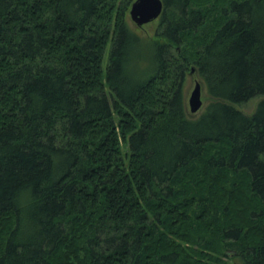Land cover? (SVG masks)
<instances>
[{"label": "trees", "instance_id": "trees-1", "mask_svg": "<svg viewBox=\"0 0 264 264\" xmlns=\"http://www.w3.org/2000/svg\"><path fill=\"white\" fill-rule=\"evenodd\" d=\"M133 1L0 0V264H264V0Z\"/></svg>", "mask_w": 264, "mask_h": 264}, {"label": "rangeland", "instance_id": "rangeland-1", "mask_svg": "<svg viewBox=\"0 0 264 264\" xmlns=\"http://www.w3.org/2000/svg\"><path fill=\"white\" fill-rule=\"evenodd\" d=\"M157 20H155L149 24H146L142 27H137L131 21V19L129 17V11H128V14L126 15V23H127L128 27L132 30V32L133 31L136 32L135 34L139 35L140 37H142L145 40H151V39L155 38V32L157 31V26H158ZM144 50L146 51V49H144ZM107 53H108V47L106 49L104 63L106 62ZM183 80H184V82H183V86H182V96H183L185 109L187 111V116L191 119H196L198 117V115H200L203 112L205 106L209 102V100H208L209 98L207 96V92L205 89L206 87H205L204 83L202 82V80H200V77L198 76V74L196 72L195 73L187 72V74L185 75V79H183ZM195 83H199L201 85V91L200 92H201V101H202L201 104H202V106L198 112L191 113L187 103H188L191 91H193V89H194ZM260 99H261L260 97H255V98L247 101V103H244L243 105L237 106L236 108L238 110L242 111L244 114L251 115L254 112V109L258 103V100H260ZM222 261L224 264H243L239 259H237V257H234L233 254H231V253L228 254L227 258H222Z\"/></svg>", "mask_w": 264, "mask_h": 264}, {"label": "water", "instance_id": "water-1", "mask_svg": "<svg viewBox=\"0 0 264 264\" xmlns=\"http://www.w3.org/2000/svg\"><path fill=\"white\" fill-rule=\"evenodd\" d=\"M162 0H135L130 7L129 17L131 21L137 26L142 27L157 19L163 11ZM193 69H191V73ZM201 85L195 83L193 91H191L188 106L191 113H196L202 106L201 101Z\"/></svg>", "mask_w": 264, "mask_h": 264}]
</instances>
